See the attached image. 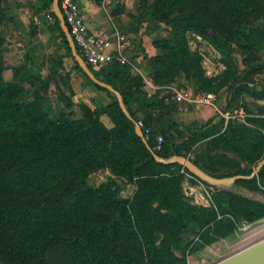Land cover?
<instances>
[{"label":"trees","instance_id":"16d2710c","mask_svg":"<svg viewBox=\"0 0 264 264\" xmlns=\"http://www.w3.org/2000/svg\"><path fill=\"white\" fill-rule=\"evenodd\" d=\"M1 1L0 26L5 22ZM51 5L52 0H34L30 18L32 24L38 15L64 50L46 79L33 72L28 60L11 69L10 79L0 65V264H187L188 255L227 239L243 222L263 219L264 203L237 189L264 194V166L254 178L237 180L236 190L213 187L209 207L195 205L183 192V168L156 162L136 135L134 122H142L143 132L150 129L152 150L162 137L160 149L153 150L160 158L187 157L215 178L249 176L264 157V107L245 123L229 120L225 125L220 118L191 129L172 120L175 108L167 103V87L186 83L195 94L214 91L200 58L187 48L184 36L192 33L221 56L225 71L219 87L226 85L231 97H225L223 111L243 95L264 101V85L247 82L264 68V0H144L142 16L147 10L150 20L172 30L168 38L153 42L161 53L148 63L147 75L157 87L152 95L130 66L112 62L94 68L83 59L96 79L122 96L134 122L121 112L114 94L80 70ZM45 11L52 22L45 21ZM6 44L0 34V52ZM235 48L243 55L241 70L231 57ZM66 58L72 61L70 71L109 99L94 108L78 104V119L70 118V71L58 74ZM21 75L31 80L28 87ZM34 82L40 86L34 88ZM51 84L69 110L55 120L43 108ZM30 89V101L22 100ZM183 130L190 137L179 143ZM187 144L195 146L189 153ZM102 170L109 172L107 180L89 185L88 178ZM129 184L135 186L133 195L121 197L122 186Z\"/></svg>","mask_w":264,"mask_h":264},{"label":"rangeland","instance_id":"374dc122","mask_svg":"<svg viewBox=\"0 0 264 264\" xmlns=\"http://www.w3.org/2000/svg\"><path fill=\"white\" fill-rule=\"evenodd\" d=\"M114 1L117 4L114 5ZM143 1L144 0H128L126 5L124 3L125 0H112L113 4L108 10L111 12L110 19H112L114 26H116L121 33L126 35L130 41V47L132 46V49L129 53V57L135 60V54H138V56L141 57L144 55V60L150 64V59L161 53L153 42L168 38L172 33V30L164 23L150 20L149 12L147 10H145V13L142 16L143 9L141 8V3ZM146 1L150 3L151 0ZM120 8H123V11L122 13L117 14V10ZM121 15H123L124 21H120V18H118V16ZM30 18L31 16H28L26 18L27 20H25L24 23L22 22L23 24L21 23L17 28L16 34L9 37V43L13 48L11 54L12 57H10L8 63L5 60L6 58L4 59L2 55L5 47H3V50L0 52V65L3 66L5 70L4 76L7 79L11 78V69L13 67L19 66L21 63L28 60V64L33 72L38 73L44 80L46 79V76H48L52 65H54V63L56 64V59L64 53L60 41L50 35L43 24L35 25L34 21H32L31 24ZM2 26H0V29ZM17 33L19 34L17 35ZM184 38L189 52L200 58V65L204 71V75L207 78L212 79L214 91L209 94L214 95L217 99V104L222 105L226 96H228V99L231 97L226 93V85L219 87V83L223 80V74L225 71V68L221 63V56L211 45L192 33H186ZM27 53H29L28 58L26 57ZM231 57L238 70L244 68L243 55L240 50L235 48ZM62 63V69L59 70L58 74L64 75L66 72L70 71L72 61L69 58H66ZM69 78L70 86L74 92V96L72 98L70 97L71 101L74 103L72 108L73 114L70 116L71 119H78L80 117L81 114L78 109V104L80 103H85L94 108L99 105H105L109 101L106 94L90 87L86 80H84L81 74L77 71H70ZM21 81L25 87H28L31 82L30 79L23 75H21ZM247 82L257 88L264 85V68H261L257 73L252 75V77L248 78ZM59 85L60 89L68 94L67 88L62 84ZM38 86H40V82H34V88ZM57 93L58 90L53 84H51L43 102V108L47 111L49 120H55L60 112L65 114H68L69 112V110L64 108V104L57 99ZM167 95V103L173 105L175 108L173 115L176 112L188 114L187 119H178L174 122L190 126L192 129L194 126H203L210 120L218 122L220 119V117L213 115V110H209V107H200V110H197L190 104L178 105L173 102L174 100L172 99L171 94ZM203 95L205 94H196L198 98ZM31 97L32 92L30 89L23 95L22 100L30 101ZM262 107H264V101H254L248 96L243 95L238 101H234L231 104L230 109L226 111L232 116H236L237 113L242 111L248 118L252 114H257ZM219 109L221 112H224L223 108ZM101 120L105 126H112L107 117L103 116L101 117ZM232 121L240 124L243 123L235 118L232 119ZM43 125L45 126L46 124ZM189 137V134L183 130L180 132L178 142L181 143ZM194 147L195 146L187 144V153H189ZM228 157L233 158L230 155ZM108 176L109 175L106 174L105 171H100L88 178V184L97 187L102 182H105ZM188 178H185L182 184L185 196L190 198L191 202L195 205L209 207L212 204L213 194L215 193L214 188L201 182H198L196 186H191L187 181ZM125 190L123 196H125L124 198H127L130 194L132 195L135 186L129 184L128 188ZM205 190L209 192V196L206 195ZM234 190H236V188H234ZM237 190L249 199L264 201V194L249 193L242 189ZM197 192L198 199L195 200ZM188 240L195 241V238L192 235H189ZM262 241H264V218L253 224H246L243 222L233 235L225 240H220L217 243L206 247L202 251L188 255L186 261L187 264H220L222 261L229 259ZM176 254L179 253L177 252Z\"/></svg>","mask_w":264,"mask_h":264},{"label":"built area","instance_id":"2783aa9c","mask_svg":"<svg viewBox=\"0 0 264 264\" xmlns=\"http://www.w3.org/2000/svg\"><path fill=\"white\" fill-rule=\"evenodd\" d=\"M112 4V0L100 1V8L108 20H111V12L108 8ZM59 9L76 49L78 48L80 50V56L82 59L86 60L90 66L98 68L106 66L112 62L128 65L131 67V71L134 75H139L142 78L143 88L149 96L157 90V87L153 84L146 72H144L137 64L131 62L127 56V51L130 48V41L116 26L112 25L109 33L105 31H91L85 23L84 17L79 8L78 0H59ZM42 16L46 22H52L54 20L53 16L48 11L43 12ZM33 19L37 25L42 22L38 15ZM167 93L172 95V99L176 104H190L196 108H212L216 113V116L224 120L225 125L229 120L234 118L245 123V119L247 118L242 111L237 113L236 116H232L228 111L221 112L214 95L205 94L198 98L193 92L192 87L186 84L167 87ZM137 124L143 129L142 122H137ZM150 133L149 128L144 130L143 135L146 140L150 137ZM161 143L162 137L158 136L155 140V147L153 150H159ZM180 173H182L185 178L190 177V174L185 171V169H182ZM128 186L129 185L122 186L119 192L121 197H125L123 195ZM205 193L209 196L208 191L205 190ZM132 195L130 194L127 198Z\"/></svg>","mask_w":264,"mask_h":264},{"label":"water","instance_id":"95a60500","mask_svg":"<svg viewBox=\"0 0 264 264\" xmlns=\"http://www.w3.org/2000/svg\"><path fill=\"white\" fill-rule=\"evenodd\" d=\"M51 10L56 20L58 21L60 29L62 33L64 34V37L68 43L71 56L74 59V61L78 64V67L80 68V70L87 76V78L92 83L114 94L121 112L130 121L134 122L124 105L122 96L116 90H114L111 85H108L96 79L94 75L91 73V71L89 70V68L87 67L85 61L77 53L76 46L69 34L68 28L65 25L63 16L60 12L59 0H52ZM134 127H135L136 135L141 139L146 149L152 154L154 160L158 163L165 164V165L176 164V165L181 166L183 169H185L190 174V177L187 179V181L191 186H196L198 182H201V183H205L211 187H215L220 190L224 189V190L232 191L234 190V183L237 180H250L254 178L258 174V172L261 170V168L264 166V157H263V159L257 163L255 169L252 171V173L249 176H233L230 178H215L207 174L206 172L202 171L187 157L179 156V155H173L167 159L158 157L148 145L147 140L144 138L142 129L139 127V125L136 122H134ZM258 201L264 203V201H261V200H258ZM220 264H264V241L254 245L253 247L249 249H246L245 251L229 259L222 261Z\"/></svg>","mask_w":264,"mask_h":264},{"label":"crops","instance_id":"0c3cea01","mask_svg":"<svg viewBox=\"0 0 264 264\" xmlns=\"http://www.w3.org/2000/svg\"><path fill=\"white\" fill-rule=\"evenodd\" d=\"M124 3L127 5L128 0H125ZM78 4L81 10V13L84 17L85 23L91 31H105L107 33L110 32L111 26L114 25V23L112 19L108 20L105 17L104 12L100 8V3H96L94 0H78ZM115 4L117 3L114 1V5ZM1 5L4 10L5 22L3 23V26L0 29V34L5 36L7 39V44L5 45V49L3 50L2 55L4 59L6 58L5 60L8 63L10 57H12L11 54H12V48H13V46L9 43L10 42L9 37L14 36L17 32V28L21 25V23L22 22L24 23V21L27 20L26 18L32 15V12L34 10V0H2ZM118 18H120V21H124L123 15L118 16ZM18 34L19 33H17V35ZM131 49H132V46L127 51L128 57H129V53ZM135 55L136 57L134 58L135 59L134 62L139 67H141L143 71L148 72L149 66H148L147 61L144 60V55H142L143 57L138 56V54H135ZM129 59L131 60L130 57ZM185 84L186 83H183L182 85H185ZM186 85L191 86L190 84H186ZM178 105H182V104H178ZM218 108H222L220 104H218ZM196 109L200 110V108H196ZM209 110H213V109L209 108ZM213 115H216L214 110H213ZM187 118H188V114L181 113V112L179 113L176 112L172 116V120L174 121L178 119L184 120ZM104 171L106 174L110 176L107 170H102V172ZM196 199H198V192L195 195V200Z\"/></svg>","mask_w":264,"mask_h":264}]
</instances>
